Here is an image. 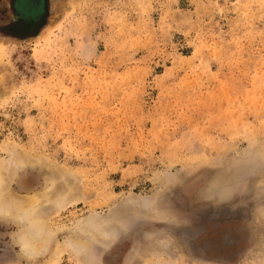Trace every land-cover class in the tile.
<instances>
[{"label": "rangeland", "instance_id": "rangeland-1", "mask_svg": "<svg viewBox=\"0 0 264 264\" xmlns=\"http://www.w3.org/2000/svg\"><path fill=\"white\" fill-rule=\"evenodd\" d=\"M25 3L0 0V264H264V0H44L27 33Z\"/></svg>", "mask_w": 264, "mask_h": 264}, {"label": "bare ground", "instance_id": "bare-ground-1", "mask_svg": "<svg viewBox=\"0 0 264 264\" xmlns=\"http://www.w3.org/2000/svg\"><path fill=\"white\" fill-rule=\"evenodd\" d=\"M7 180L2 176V173L0 171V190H5L8 188ZM77 199V198H76ZM45 201L44 198L34 196L32 199V202L29 204V210L25 212V216H35L36 208L40 206L41 203ZM13 204L11 197L6 196V198L3 199V201L0 203V216L7 220H15L20 217V215H17L16 211L13 210L11 205ZM43 250H41L40 245L32 244V247H29L27 249V252H29L30 255L33 254H39L43 253Z\"/></svg>", "mask_w": 264, "mask_h": 264}, {"label": "flooded vegetation", "instance_id": "flooded-vegetation-1", "mask_svg": "<svg viewBox=\"0 0 264 264\" xmlns=\"http://www.w3.org/2000/svg\"><path fill=\"white\" fill-rule=\"evenodd\" d=\"M43 1L44 0H25V2H26L25 3V7L32 8L33 15L34 16L36 15V16L34 17V19H31L32 21L30 22L31 24H29V26H22V28H21V30H23L22 32L27 33L28 30L30 29L31 25L32 26L34 24L36 25L37 24V21L42 17V16L41 17L39 16L40 15L39 13H40V11H42L40 9L43 8Z\"/></svg>", "mask_w": 264, "mask_h": 264}]
</instances>
